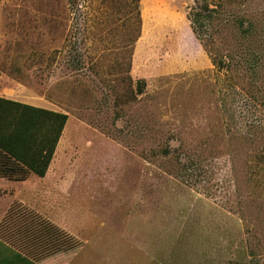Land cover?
<instances>
[{
	"label": "rangeland",
	"instance_id": "1",
	"mask_svg": "<svg viewBox=\"0 0 264 264\" xmlns=\"http://www.w3.org/2000/svg\"><path fill=\"white\" fill-rule=\"evenodd\" d=\"M124 4L0 0V93L68 116L27 204L82 242L66 264H264V0Z\"/></svg>",
	"mask_w": 264,
	"mask_h": 264
},
{
	"label": "trees",
	"instance_id": "2",
	"mask_svg": "<svg viewBox=\"0 0 264 264\" xmlns=\"http://www.w3.org/2000/svg\"><path fill=\"white\" fill-rule=\"evenodd\" d=\"M122 1L125 3L123 9L115 14L123 13L122 18L128 22L133 16L138 22L140 0ZM213 12L206 5L198 4L189 13L193 31L200 42L210 40L205 38L207 25L203 21L211 20ZM250 56L247 67L254 71L258 59L254 53ZM212 62L218 71H229L234 65L228 54L220 57L216 54ZM144 90L145 81L138 80L136 95ZM67 119L68 116L60 111L0 97V178L15 182L26 181L31 174L43 178ZM168 153V150H163L164 155ZM0 240L13 247L17 256L30 259L32 264H66L82 247V242L20 203H12L1 218Z\"/></svg>",
	"mask_w": 264,
	"mask_h": 264
},
{
	"label": "crops",
	"instance_id": "3",
	"mask_svg": "<svg viewBox=\"0 0 264 264\" xmlns=\"http://www.w3.org/2000/svg\"><path fill=\"white\" fill-rule=\"evenodd\" d=\"M0 97L10 99L13 101H17L20 103L32 105L29 103L18 101L12 97L6 96V95L1 94V93H0ZM32 106L45 108V107L37 106V105H32ZM45 109H49V108H45ZM49 110H52V109H49ZM53 111H55V110H53ZM60 139H61V137H60ZM60 139H59V141H60ZM59 141H58V144H59ZM58 144H57V147H58ZM57 147H56V149H57ZM55 155H56V150L54 152L53 159H52V161L48 167L46 175L43 178H39L37 176H36L37 178H32L31 175H33V174H31L28 177V179L26 181H23V182L9 181L7 179L0 178V181L4 182V183L0 182V209L4 210V211L0 212V215L2 213L5 215V213L9 209L10 205L8 206V209L5 210V204H7V202H9V201H11L10 204L20 203L22 206H25L28 202H36L37 203L39 198H40V195H43V194L42 193L40 194L38 191H36V187L33 185V183L35 182L36 179L45 181L46 186L47 185L52 186V187L54 186L55 181L52 179H49V178H50L51 172L55 171V170H53V161H54ZM47 179H49V180H47ZM4 185L5 186L10 185V187L12 186L11 188H14V190L17 194H15L13 191H12V193H10V191H9V193H7L5 188L4 189L1 188V186H4ZM30 186L32 187L31 192L34 193V196H33L34 199L33 198L30 199L25 195V191L30 192ZM48 194H50V193H48ZM25 207L27 209H30V210L37 212L34 208H32L33 206L31 204H27ZM16 252L17 251L13 247L9 246L8 244H6L5 242L0 240V264H32V261L30 259L24 257L23 255H22V257H19L16 255Z\"/></svg>",
	"mask_w": 264,
	"mask_h": 264
}]
</instances>
